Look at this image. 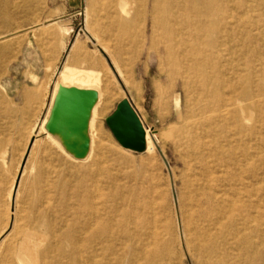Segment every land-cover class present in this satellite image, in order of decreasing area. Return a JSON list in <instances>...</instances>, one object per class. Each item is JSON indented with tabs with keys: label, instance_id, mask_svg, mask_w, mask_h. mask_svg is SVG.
I'll use <instances>...</instances> for the list:
<instances>
[{
	"label": "rangeland",
	"instance_id": "obj_1",
	"mask_svg": "<svg viewBox=\"0 0 264 264\" xmlns=\"http://www.w3.org/2000/svg\"><path fill=\"white\" fill-rule=\"evenodd\" d=\"M205 2L0 0V264H264V0ZM58 84L99 91L84 159L44 128Z\"/></svg>",
	"mask_w": 264,
	"mask_h": 264
},
{
	"label": "water",
	"instance_id": "obj_2",
	"mask_svg": "<svg viewBox=\"0 0 264 264\" xmlns=\"http://www.w3.org/2000/svg\"><path fill=\"white\" fill-rule=\"evenodd\" d=\"M97 95L93 88L59 84L53 96L44 128L75 159H84L89 152L88 126ZM105 123L122 147L137 152L145 150L144 127L127 98L117 102L105 117Z\"/></svg>",
	"mask_w": 264,
	"mask_h": 264
},
{
	"label": "bare ground",
	"instance_id": "obj_3",
	"mask_svg": "<svg viewBox=\"0 0 264 264\" xmlns=\"http://www.w3.org/2000/svg\"><path fill=\"white\" fill-rule=\"evenodd\" d=\"M201 3L203 5V9L201 11H199L198 16L200 17V20L205 21V17L208 15V6H207L205 0H201ZM123 11H124V9H123ZM83 88H85V87H83ZM93 89H95V88H93ZM95 90H97V89H95ZM97 93H98L97 101L94 104L93 108L95 107V105L99 101V91L98 90H97ZM93 108L91 110V115H90V119H89V126H88L89 136H90V120H91ZM146 139H147V136H146V132H145V142H146ZM90 148H91V137H90ZM147 149L152 150L151 147H149L148 145H147ZM191 197L193 198V200H195V202H196L195 204H197L198 207L204 206V210L199 216L202 217L203 220L210 222L212 225H216L218 223L219 208H218V206H216L215 203H213L211 196H209L207 192H204V189L201 191V190H198L197 188L193 187V188H191ZM31 240H32V238H31ZM22 247H23V241L18 243L19 252H20Z\"/></svg>",
	"mask_w": 264,
	"mask_h": 264
}]
</instances>
